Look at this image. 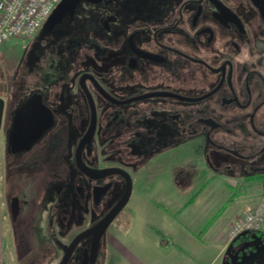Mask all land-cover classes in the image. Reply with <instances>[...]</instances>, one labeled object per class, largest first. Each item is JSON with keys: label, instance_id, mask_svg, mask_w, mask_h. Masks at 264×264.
<instances>
[{"label": "flooded vegetation", "instance_id": "flooded-vegetation-1", "mask_svg": "<svg viewBox=\"0 0 264 264\" xmlns=\"http://www.w3.org/2000/svg\"><path fill=\"white\" fill-rule=\"evenodd\" d=\"M27 42L19 72L33 80L0 95L4 209L17 254L26 250L20 264H62L67 253L65 264H101L130 197L94 250L93 234L73 241L129 185L157 189L137 175L157 155L198 149L206 171L264 174V0H65ZM29 101L20 126L34 138L12 150L7 131ZM187 168L166 187H196L192 160Z\"/></svg>", "mask_w": 264, "mask_h": 264}, {"label": "rangeland", "instance_id": "rangeland-1", "mask_svg": "<svg viewBox=\"0 0 264 264\" xmlns=\"http://www.w3.org/2000/svg\"><path fill=\"white\" fill-rule=\"evenodd\" d=\"M29 42H25L21 39H10L2 44H0V95L2 96H12V91H14L17 87V83L22 80L24 83L27 81L31 83L33 78L29 75V73L25 70L19 72V66L21 64L22 57L29 46ZM10 98V97H9ZM202 140H197L194 143V146H201ZM2 145H3V131L0 130V185L3 187V157H2ZM202 150V149H201ZM190 160L193 161L194 172L192 171V175L195 179V186L200 187L204 183V176L207 173L206 171V162L204 161L203 155L200 151L197 150H174L170 152H166L160 155H157L151 159V161L145 166L143 169L137 172V175L141 176H149L153 178L152 183L159 185H165L167 182H170L172 178L176 180H182L189 175L190 169L186 166L188 163L190 164ZM198 174L200 178H197ZM184 177V178H183ZM195 187V188H196ZM182 193H185V199H187L186 195L189 196V192L193 189H183ZM173 190H166L165 193L171 194L173 197L178 198L181 192ZM3 192V191H2ZM158 189L153 191L146 192H136L134 191L130 199L126 205V207L120 212L117 220L113 223V225L109 228L107 236L103 239L102 250H101V264H131L130 258L126 257L122 253L118 252L119 255H115L119 249H122L120 244L124 245L123 250H128L129 254H134L136 257V261H144L142 257L144 255H149V253H158L160 254H172L175 250V243L169 239L165 241L164 244H158L156 241L157 235L155 236V232L153 228L157 227L156 223V215L158 210L156 207H152L149 211H143V215H141V205L145 198L151 199L154 204L159 201L162 206H167V202L172 201V196L165 197V194H159ZM163 192V191H161ZM191 195V194H190ZM164 198V200L162 198ZM163 202H162V201ZM3 201V223L2 230L3 236L5 239L6 249H5V264H20V259L25 257L26 250L24 246H21V252L18 256L16 249L14 247V240L12 231L10 229V225L8 220L5 217V209H4V198L2 196ZM166 201V202H165ZM151 202V203H153ZM166 203V204H165ZM159 204V203H158ZM156 204V205H158ZM170 211L173 212L171 209ZM149 215V216H148ZM142 217V218H141ZM134 218L136 221L139 219L149 227L145 226L143 222L141 223L144 228L141 229V224L136 227H132L130 224V220ZM137 223V222H136ZM135 223V224H136ZM122 225L123 231H127V235L129 237H124L121 232L117 231L116 226ZM147 227V228H146ZM153 227V228H152ZM45 224L44 222L41 225V229L44 230ZM132 228V229H131ZM130 229V230H128ZM137 229V230H136ZM248 235V236H247ZM143 237V238H142ZM142 238V239H141ZM141 239V240H140ZM166 239H168L166 237ZM128 241V242H127ZM130 241V243H129ZM156 241V242H155ZM155 245V246H154ZM145 249V250H144ZM142 250L143 253H139ZM227 257L230 256L231 262L233 264H264V234L263 233H255L249 232V234H243L240 236V240H235V244H231L230 248L227 246L225 249ZM119 251V250H118ZM239 255L242 256L240 259H235V257ZM139 256V257H137ZM223 256L219 259L222 262ZM224 262V261H223ZM222 262V263H223ZM229 263V262H228ZM22 264V263H21ZM223 264H226L225 262Z\"/></svg>", "mask_w": 264, "mask_h": 264}, {"label": "crops", "instance_id": "crops-1", "mask_svg": "<svg viewBox=\"0 0 264 264\" xmlns=\"http://www.w3.org/2000/svg\"><path fill=\"white\" fill-rule=\"evenodd\" d=\"M183 166L187 167V165ZM205 174L204 183L200 187L186 188L180 186L174 189L181 192L178 198L165 193L166 190H170L166 187L169 182L157 186L160 191L158 196L162 193L165 194V197L166 195L167 197L172 196V201L167 202V206L164 203L162 206L159 201L156 202V204L159 203L156 205L149 198L143 200L141 215H143V211L148 210L150 213L151 208L156 207L155 209L158 210L156 215L157 227H152L155 236L157 235L156 241L161 245L171 239L177 247L172 254L149 253V255L142 257L144 261L138 262L135 260V255L129 254L128 250H123L125 246L120 244L122 249L117 248L119 251H115V255L118 256V252L122 253L130 258L131 264H223V261L221 262L219 259L231 243L227 240L231 225L264 197V174L242 178H235L234 175L213 170H207ZM200 175L198 174L197 178H200ZM152 180L153 178H151ZM184 188L193 189L188 193L189 196L186 195L187 199H185V193H182ZM153 190L155 189H148L147 191ZM2 196L3 192L0 185V264H5L6 244L2 230L4 218ZM162 199L164 200V198ZM171 209L173 212L170 211ZM139 219L137 221L134 218L130 220L132 227L143 222L141 220L140 223ZM143 224L145 223L143 222ZM145 226L149 227L148 224ZM140 227L142 229L144 225L141 224ZM116 228L124 237H129L127 231H123L122 225H118ZM243 234H249V232ZM241 235L235 240H240ZM138 251L140 254L143 253L142 250Z\"/></svg>", "mask_w": 264, "mask_h": 264}, {"label": "built area", "instance_id": "built-area-1", "mask_svg": "<svg viewBox=\"0 0 264 264\" xmlns=\"http://www.w3.org/2000/svg\"><path fill=\"white\" fill-rule=\"evenodd\" d=\"M60 0H0V44L10 39L30 40ZM264 234V197L230 227L227 238L242 232Z\"/></svg>", "mask_w": 264, "mask_h": 264}, {"label": "water", "instance_id": "water-1", "mask_svg": "<svg viewBox=\"0 0 264 264\" xmlns=\"http://www.w3.org/2000/svg\"><path fill=\"white\" fill-rule=\"evenodd\" d=\"M65 0H62V2H60L52 11V13L49 15V17L47 18V20L45 21V25L48 24L49 20H51L55 13L57 12V10L59 9V7L62 5V3ZM75 2L77 0H74ZM3 98L0 97V129L2 128V115H3ZM33 103L32 101H29L26 105H24V107H22L20 110H18L12 120L11 126L7 131V136H6V142H7V146L11 147L12 150H15L16 148V144H17V140L19 139V137L25 138L27 143L29 144L30 142H32V139L34 138L33 133H31V129L29 126L25 127V126H20L22 121H29L31 120V114L30 113V109L32 107ZM45 118L46 120L44 121V125L46 126L48 124V122H50V116L48 113H45ZM112 169H107L105 171H111ZM131 194V185H129V187H127L126 191L124 192V194L122 195L121 199L117 202V204L110 209L102 218L99 222H97L94 226L90 227L89 229L83 231L82 233H80L75 240L73 241L71 247L77 242V240H79L81 237L88 235V234H93V241H92V245H93V250L96 248L97 244L99 243V240L101 238V236L103 235V233L105 232V230L107 229L108 225L113 221V219L116 217V215L120 212V210L124 207V205L126 204V202L128 201L129 197ZM17 208L15 207L13 209V216H16L17 213ZM246 233V232H242L241 234ZM69 253H67L62 260V264H65L67 259H68Z\"/></svg>", "mask_w": 264, "mask_h": 264}, {"label": "trees", "instance_id": "trees-1", "mask_svg": "<svg viewBox=\"0 0 264 264\" xmlns=\"http://www.w3.org/2000/svg\"><path fill=\"white\" fill-rule=\"evenodd\" d=\"M25 234H27V232Z\"/></svg>", "mask_w": 264, "mask_h": 264}]
</instances>
